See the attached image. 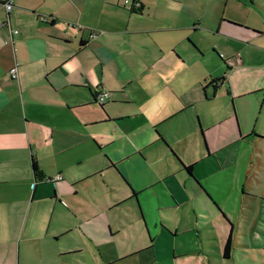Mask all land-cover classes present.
<instances>
[{
	"label": "crops",
	"instance_id": "0c3cea01",
	"mask_svg": "<svg viewBox=\"0 0 264 264\" xmlns=\"http://www.w3.org/2000/svg\"><path fill=\"white\" fill-rule=\"evenodd\" d=\"M138 2L0 0V264H149L167 210L262 197L264 0Z\"/></svg>",
	"mask_w": 264,
	"mask_h": 264
},
{
	"label": "rangeland",
	"instance_id": "374dc122",
	"mask_svg": "<svg viewBox=\"0 0 264 264\" xmlns=\"http://www.w3.org/2000/svg\"><path fill=\"white\" fill-rule=\"evenodd\" d=\"M256 68L260 70L254 72L255 81H249L247 85L251 90L264 84V71L260 67ZM262 93L260 91L247 94L238 100L250 103L257 97L260 100ZM251 148L252 146H248V150ZM221 158L223 160V156ZM245 162H249V159L244 158L242 165ZM240 178L244 180L245 175H240ZM248 183H252L263 194L262 197L249 198L248 202H243L239 197V201L235 199L232 204L231 197L228 198L224 205L230 216L227 219L221 207L207 195L208 204L216 214L214 218L206 212L196 217L191 212L193 204L190 201L182 205L181 211L167 210L168 219L181 223L180 227H191V230L180 229V233L174 234L166 228L163 229L160 235L154 237L156 245L153 250L145 253L146 259L150 257L149 264H264V166L262 170H257L256 175L249 177ZM184 214L188 215V219Z\"/></svg>",
	"mask_w": 264,
	"mask_h": 264
},
{
	"label": "built area",
	"instance_id": "2783aa9c",
	"mask_svg": "<svg viewBox=\"0 0 264 264\" xmlns=\"http://www.w3.org/2000/svg\"><path fill=\"white\" fill-rule=\"evenodd\" d=\"M128 1L129 0H125V2H128ZM133 1H134V5L135 6H137L139 4L138 0H133ZM5 5H6L7 9H9L11 7V3L10 2H6ZM89 36H94V33L91 32L89 34ZM227 61L229 63H233V64L234 63H237L238 62V57L237 56H233V57L227 58ZM9 72H10V74H11L12 77H16V75H17V68H16V66L11 67L10 70H9ZM107 94H108L107 91H101V92H99L97 94V97L96 98H97V100L99 102H104L105 101V97L107 96ZM61 176L62 175L60 173H57V174H55L54 177L49 178V179L52 180V181H54V180H57V179L61 178Z\"/></svg>",
	"mask_w": 264,
	"mask_h": 264
},
{
	"label": "trees",
	"instance_id": "16d2710c",
	"mask_svg": "<svg viewBox=\"0 0 264 264\" xmlns=\"http://www.w3.org/2000/svg\"><path fill=\"white\" fill-rule=\"evenodd\" d=\"M188 169H191V164L187 166Z\"/></svg>",
	"mask_w": 264,
	"mask_h": 264
}]
</instances>
